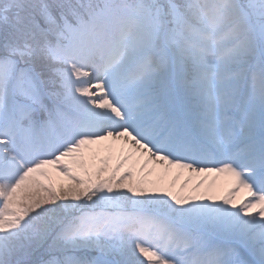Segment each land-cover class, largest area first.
Masks as SVG:
<instances>
[{"label": "snow or ice", "instance_id": "1", "mask_svg": "<svg viewBox=\"0 0 264 264\" xmlns=\"http://www.w3.org/2000/svg\"><path fill=\"white\" fill-rule=\"evenodd\" d=\"M0 264H264V0H0Z\"/></svg>", "mask_w": 264, "mask_h": 264}, {"label": "bare ground", "instance_id": "2", "mask_svg": "<svg viewBox=\"0 0 264 264\" xmlns=\"http://www.w3.org/2000/svg\"><path fill=\"white\" fill-rule=\"evenodd\" d=\"M177 180H174L173 179V181H172V183H174V185H175V188H177L178 186H177ZM168 187H171V185L170 184H168L167 185ZM208 189H209V186L206 188V190L205 191H208ZM211 194H213V195H216L217 196V187H216V185H215V187L211 190Z\"/></svg>", "mask_w": 264, "mask_h": 264}, {"label": "rangeland", "instance_id": "3", "mask_svg": "<svg viewBox=\"0 0 264 264\" xmlns=\"http://www.w3.org/2000/svg\"><path fill=\"white\" fill-rule=\"evenodd\" d=\"M168 174L169 173L163 174L160 179L157 178L155 181L158 182V183H162L164 177L166 178L168 176ZM174 174H175V176L171 175V178H177L179 176L177 171H176V173L174 172Z\"/></svg>", "mask_w": 264, "mask_h": 264}]
</instances>
